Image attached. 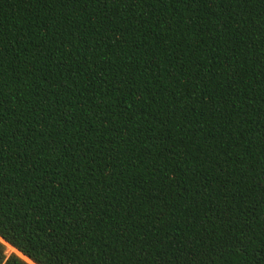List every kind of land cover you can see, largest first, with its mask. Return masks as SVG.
<instances>
[{
  "label": "trees",
  "instance_id": "obj_1",
  "mask_svg": "<svg viewBox=\"0 0 264 264\" xmlns=\"http://www.w3.org/2000/svg\"><path fill=\"white\" fill-rule=\"evenodd\" d=\"M262 254L264 0H0V264Z\"/></svg>",
  "mask_w": 264,
  "mask_h": 264
},
{
  "label": "rangeland",
  "instance_id": "obj_2",
  "mask_svg": "<svg viewBox=\"0 0 264 264\" xmlns=\"http://www.w3.org/2000/svg\"><path fill=\"white\" fill-rule=\"evenodd\" d=\"M6 246V254L9 255L11 253H15V254H18L13 248H11L10 246L8 245H5ZM20 256V255H19Z\"/></svg>",
  "mask_w": 264,
  "mask_h": 264
},
{
  "label": "snow or ice",
  "instance_id": "obj_3",
  "mask_svg": "<svg viewBox=\"0 0 264 264\" xmlns=\"http://www.w3.org/2000/svg\"><path fill=\"white\" fill-rule=\"evenodd\" d=\"M261 259L264 260V254H262Z\"/></svg>",
  "mask_w": 264,
  "mask_h": 264
}]
</instances>
